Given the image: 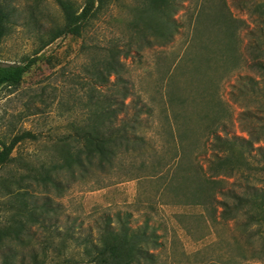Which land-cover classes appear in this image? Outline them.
I'll list each match as a JSON object with an SVG mask.
<instances>
[{"label":"rangeland","instance_id":"rangeland-1","mask_svg":"<svg viewBox=\"0 0 264 264\" xmlns=\"http://www.w3.org/2000/svg\"><path fill=\"white\" fill-rule=\"evenodd\" d=\"M66 1L75 10L84 3ZM0 3L16 7L0 63L38 59L18 87L0 90V144L34 136L0 167V230L17 211L5 185L32 193L34 178L72 162L59 190L33 187L50 208L14 243L17 264L32 254L48 264H86L83 244L107 217L117 225L118 214L158 236L152 262L143 264H264L263 242L250 245L240 223L221 215L219 195L210 206L192 200L193 167L206 172L211 131L241 144L258 140L250 154L235 147L240 174L221 179L227 188L240 189L246 177L264 188V151H257L264 148V0H179L170 39L154 32L165 18L152 0H107L78 35L53 41L65 23L58 0ZM109 106L112 128L128 125V139L117 140L108 161L81 154V168L74 159L84 135L107 132Z\"/></svg>","mask_w":264,"mask_h":264},{"label":"trees","instance_id":"trees-1","mask_svg":"<svg viewBox=\"0 0 264 264\" xmlns=\"http://www.w3.org/2000/svg\"><path fill=\"white\" fill-rule=\"evenodd\" d=\"M107 0H84L80 10H75L66 0H58V5L64 16L63 29L51 37L55 40L61 34L76 36L84 25L94 18ZM179 0H152L153 7L159 11L165 18L164 23H159L154 28L155 34L161 38L164 31H167V38H172L177 31L175 15ZM16 7L0 3V46L6 34L7 25L15 19ZM164 29V30H163ZM38 59H28L23 63L6 64L0 63V90L4 87H18L25 74L31 69ZM115 61L110 59L107 62L109 72H115ZM127 98V94H124ZM110 106L107 108L109 112ZM116 114L111 112L109 115V126L106 133L100 128L94 132L84 135L83 150L78 153L74 161L76 164L85 168L81 160V154H85L88 162L94 157L109 160L114 155V148L117 140L128 139L127 131L129 126L123 125L121 128L113 129L111 119ZM212 141L210 150L212 151L206 172L198 166L193 167L197 175L198 185L194 192L192 200L203 206H210L212 202L217 201V195L220 197L221 215L225 218H232L242 233L247 235L250 245L255 241L261 240L264 244V188L257 187L246 177L244 185L240 189L227 188L224 185V179L233 178L240 174L237 167L238 160L234 159V150L240 145L247 154L253 149L255 141H244L241 144L238 139L223 138L215 131H211ZM34 136L28 132L14 137L8 145L0 144V167H3L10 161V155L17 144L24 139H31ZM239 143V144H238ZM250 148V150H249ZM257 151H264V148L258 147ZM72 162L65 159L62 165H54L44 176L34 178L28 187H32V193L28 190L12 191L8 185H5L6 195L12 197V204L16 208L14 224L0 230V264H17L16 250L14 243L21 242L23 234L29 232L31 226L41 220L46 219L48 209L50 208L49 199L39 203L36 190L33 189L44 185L45 189L53 188L59 190L62 183L58 179L63 170H71ZM219 178V179H217ZM23 180L18 181L20 184ZM129 215L122 217L116 215V224L113 225L112 219L107 217L103 227L99 228L96 238L89 241L84 246V251L88 256L86 264H143L152 262L153 255L151 248L159 246L158 236L149 229L147 223L142 227L132 229L128 224ZM23 264V263H21ZM28 264H48L45 259L37 254H32ZM66 264V263H64Z\"/></svg>","mask_w":264,"mask_h":264}]
</instances>
